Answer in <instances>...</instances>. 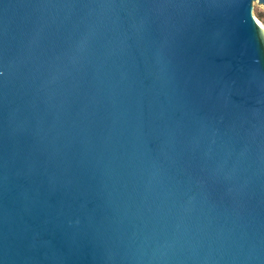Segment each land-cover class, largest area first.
Returning a JSON list of instances; mask_svg holds the SVG:
<instances>
[{
  "label": "water",
  "instance_id": "water-1",
  "mask_svg": "<svg viewBox=\"0 0 264 264\" xmlns=\"http://www.w3.org/2000/svg\"><path fill=\"white\" fill-rule=\"evenodd\" d=\"M252 1L0 0V264H264Z\"/></svg>",
  "mask_w": 264,
  "mask_h": 264
},
{
  "label": "rangeland",
  "instance_id": "rangeland-1",
  "mask_svg": "<svg viewBox=\"0 0 264 264\" xmlns=\"http://www.w3.org/2000/svg\"><path fill=\"white\" fill-rule=\"evenodd\" d=\"M252 13L256 20L264 27V7L261 3L256 2V0L252 1Z\"/></svg>",
  "mask_w": 264,
  "mask_h": 264
},
{
  "label": "bare ground",
  "instance_id": "bare-ground-1",
  "mask_svg": "<svg viewBox=\"0 0 264 264\" xmlns=\"http://www.w3.org/2000/svg\"><path fill=\"white\" fill-rule=\"evenodd\" d=\"M259 22V21H258Z\"/></svg>",
  "mask_w": 264,
  "mask_h": 264
}]
</instances>
